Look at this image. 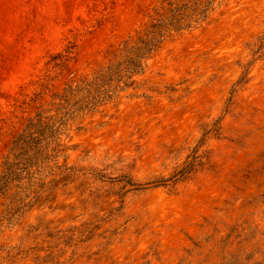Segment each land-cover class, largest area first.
Instances as JSON below:
<instances>
[{"label":"rangeland","instance_id":"obj_1","mask_svg":"<svg viewBox=\"0 0 264 264\" xmlns=\"http://www.w3.org/2000/svg\"><path fill=\"white\" fill-rule=\"evenodd\" d=\"M165 8L0 0V170L17 135L61 118L64 89ZM137 82L65 120L55 182L0 222V264H264V0H217Z\"/></svg>","mask_w":264,"mask_h":264},{"label":"trees","instance_id":"obj_2","mask_svg":"<svg viewBox=\"0 0 264 264\" xmlns=\"http://www.w3.org/2000/svg\"><path fill=\"white\" fill-rule=\"evenodd\" d=\"M166 8L157 13L150 24L135 38L129 37L121 43L118 56L92 77H85L76 85H69L59 97L65 103L61 118L52 116L53 122L41 117L30 125L13 142L10 155L0 170V202L3 210L0 222L16 224L26 212L34 207L43 191L55 179L51 161L57 160L65 148L60 143L65 120L86 110L115 101L121 92L140 88L137 76L142 75L147 61L157 52L172 33L196 28L206 22L216 8L217 0H161ZM69 55L53 56L56 65H64ZM244 76L240 81H243ZM140 95L138 92L129 96ZM146 96V93H141ZM31 126V127H30ZM30 128L32 130H30ZM53 145V146H52ZM56 168H60L56 166ZM180 178L184 171L179 174ZM1 225V224H0Z\"/></svg>","mask_w":264,"mask_h":264}]
</instances>
